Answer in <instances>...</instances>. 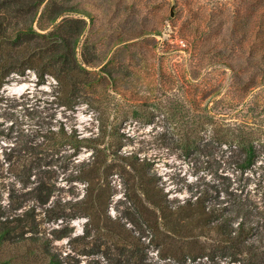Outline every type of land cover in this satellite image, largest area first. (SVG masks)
Segmentation results:
<instances>
[{"label": "rangeland", "instance_id": "rangeland-1", "mask_svg": "<svg viewBox=\"0 0 264 264\" xmlns=\"http://www.w3.org/2000/svg\"><path fill=\"white\" fill-rule=\"evenodd\" d=\"M238 7L164 0L143 12L161 33L133 38L116 24L89 25L78 45L83 71L67 89L32 68L13 73L0 98L2 208L31 209L76 264H241L212 254L214 228L197 236L203 253L193 260L166 254L147 223L156 194L171 204L201 192L212 202L231 191L264 195V73L240 51ZM245 134L262 151L243 172ZM40 184L47 198L36 197ZM249 235L264 258V229Z\"/></svg>", "mask_w": 264, "mask_h": 264}, {"label": "trees", "instance_id": "trees-1", "mask_svg": "<svg viewBox=\"0 0 264 264\" xmlns=\"http://www.w3.org/2000/svg\"><path fill=\"white\" fill-rule=\"evenodd\" d=\"M162 1L0 0V98L1 88L12 74H24L28 68L36 71L40 82L50 74L65 89L79 80L83 66L77 58L78 45L88 26H95L96 22L116 24L132 38L161 33L158 24L152 23L143 12ZM233 1L240 5L236 20L238 26L234 29L243 38L240 51L250 52L256 69L264 73V0ZM220 19L222 24L227 16L221 14ZM166 20L167 17L163 16L161 22ZM198 29L197 25L195 31ZM241 78L239 76V80ZM255 140L251 134H245L238 143V166L243 172L257 164L261 155L262 150ZM34 190L37 198L49 195L44 192V184ZM251 198H262L261 203ZM150 199L152 217L147 218V223L153 238L161 241L166 254L195 260L203 253L196 247L197 236L209 227L217 231L219 244L213 253L205 254H220L241 264H264L256 239L249 240V234L264 229V195L245 193L244 190L239 193L231 191L223 200L212 202L201 192L196 198L173 204L157 194ZM251 202H254V207H251ZM51 210L52 207L47 208L49 219L54 213ZM55 217L60 218L61 215ZM234 221H237L236 225ZM55 232L59 233L56 237L63 235L61 229ZM184 234L194 239L180 244L177 237L181 239ZM79 238L70 237L69 241L76 243ZM53 239L40 229V220L31 209L24 213H8L0 204V264H76L73 261L75 256L64 255ZM72 248L78 253L84 252L77 244Z\"/></svg>", "mask_w": 264, "mask_h": 264}, {"label": "water", "instance_id": "water-1", "mask_svg": "<svg viewBox=\"0 0 264 264\" xmlns=\"http://www.w3.org/2000/svg\"><path fill=\"white\" fill-rule=\"evenodd\" d=\"M171 15H172V16L174 15V10H173V8H172V11H171Z\"/></svg>", "mask_w": 264, "mask_h": 264}]
</instances>
